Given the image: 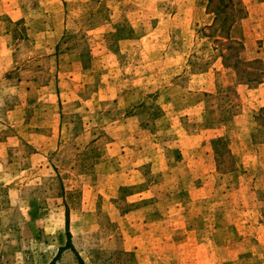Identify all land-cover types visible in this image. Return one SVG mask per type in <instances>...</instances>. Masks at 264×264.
I'll return each instance as SVG.
<instances>
[{"label": "rangeland", "instance_id": "1", "mask_svg": "<svg viewBox=\"0 0 264 264\" xmlns=\"http://www.w3.org/2000/svg\"><path fill=\"white\" fill-rule=\"evenodd\" d=\"M0 264H264V0H0Z\"/></svg>", "mask_w": 264, "mask_h": 264}]
</instances>
